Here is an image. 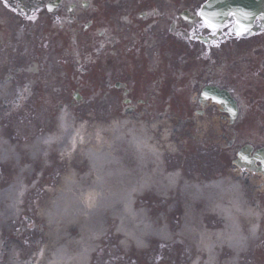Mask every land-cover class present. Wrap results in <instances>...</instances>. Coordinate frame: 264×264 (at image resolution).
Here are the masks:
<instances>
[{
  "label": "flooded vegetation",
  "instance_id": "flooded-vegetation-1",
  "mask_svg": "<svg viewBox=\"0 0 264 264\" xmlns=\"http://www.w3.org/2000/svg\"><path fill=\"white\" fill-rule=\"evenodd\" d=\"M209 1L0 0V84L13 85L12 98L0 101V120L22 112L42 125L55 118L62 94L81 91L122 96L127 112L169 116L183 128L203 108L193 91L213 85L238 108L231 122L207 104L204 110L219 113L214 125L234 128L233 143L264 142L254 129L264 127V0L242 1L257 11L240 35L235 11L206 26L201 9ZM200 36L214 37L205 43ZM238 45L259 54L235 55ZM178 47L197 50L192 66L176 60Z\"/></svg>",
  "mask_w": 264,
  "mask_h": 264
},
{
  "label": "bare ground",
  "instance_id": "bare-ground-1",
  "mask_svg": "<svg viewBox=\"0 0 264 264\" xmlns=\"http://www.w3.org/2000/svg\"><path fill=\"white\" fill-rule=\"evenodd\" d=\"M8 90L0 85V96ZM152 131L124 119L90 128L66 109L52 131L30 141L0 125V167L9 171L0 172V264H89L104 233L111 231L123 250L131 244L134 250L151 249L181 237L194 247L188 264H238L258 238L259 220L241 184L223 176L185 178L168 166V154ZM55 153L65 166L40 202L47 230L38 251L23 248L9 235L11 226L39 192ZM150 191L168 206L165 212L153 215L155 206L139 203ZM179 206L185 211L174 232L169 214Z\"/></svg>",
  "mask_w": 264,
  "mask_h": 264
},
{
  "label": "rangeland",
  "instance_id": "rangeland-1",
  "mask_svg": "<svg viewBox=\"0 0 264 264\" xmlns=\"http://www.w3.org/2000/svg\"><path fill=\"white\" fill-rule=\"evenodd\" d=\"M174 54L177 58H181V61L179 63L185 64L184 67L189 66L192 61L193 58H195V56L197 55V50L190 48V47H178L174 50ZM105 96H102L101 98H99L97 100L100 102L99 105H91L90 102L88 100L82 102L80 104L79 110H77L76 115H79L80 118L82 120L84 119H89L88 121V125L90 128H93L94 125L96 124H108V119H113V120H118L121 118H116L115 116L112 117H107L108 115V110L104 107L102 103V100H104ZM117 101V95H115V101ZM94 102V101H92ZM18 119V118H17ZM206 120H212L214 119L215 121L218 119L217 116H215V113L213 110H208L206 113ZM85 120V121H86ZM108 120V121H107ZM11 128L10 130L12 132H17V133H26V131L23 128L24 126H26L23 123L18 122L17 124H15V126L10 125ZM197 128H199L197 126ZM255 130L257 132H264V127L262 126H256L254 127ZM227 129V127L225 125L223 126H218V125H213V126H207L206 133L204 134V127H203V131L200 135H197L196 139L191 140V142L194 143H198L201 140L205 141V146H202L201 149L205 150V152H200L198 154H195V158H191V156L188 158V164H186V166L184 165V167L182 168V171L185 172V174L189 175V177L191 176H195L198 177V175H204V171H198L195 172L194 168L196 167H206V166H211V165H216L217 163L222 164L224 166V171L227 170L228 167H232L230 166V161L226 162L227 159H229L228 155H227V151H228V143L226 142V140H223V138L220 136L221 133L225 132ZM17 133L14 135H17ZM154 133H158V129L157 127H153V131H152V137H154L155 139L157 138L156 135L154 136ZM198 132H196L197 134ZM160 141V140H159ZM173 150V149H172ZM170 161H174V164L177 166H180L179 163V159L176 158L174 160H170ZM56 163V157L52 158V161L50 163ZM55 164L51 165L50 168H48V175L46 176V183H48L47 185L53 186L56 183V174L58 173V171H62V173H64V160L60 161L59 164H56L57 167H53ZM182 165V164H181ZM231 172H234L235 174H239L238 170H232ZM58 175V174H57ZM207 180H209V178H206ZM240 182V181H239ZM254 184H259L260 180L258 178L254 179ZM241 183V182H240ZM264 190L263 187L259 186L258 189L255 192V196L258 198V203L260 206L258 207V210H263L264 211V195L261 194L260 192H262ZM152 191L148 192L147 195H145L144 197H141L139 199V203H143L144 206H146L148 209H152L153 206H155V211L153 212V215H158L159 213H162L163 211L165 212L167 209V205L164 206V202L163 201H159L155 198L152 197ZM46 193L44 192L43 189H41V191L37 194L34 195V202H35V206L32 208V213L33 216L35 217V220L37 222H34L33 224H29L27 222V220L25 219L23 221L22 217L17 221V225L20 224H24L25 225V232H27L26 234L24 232H21V234H17L21 240L22 243H24L23 248L25 247H29L28 244H26L28 241V243H30L31 239H37L40 240V243H42V236L43 234L46 232L47 230V226L44 223V219H42V217L38 216V209L40 207V202L43 199H46ZM143 199V200H142ZM154 200V201H153ZM254 207H256L254 205ZM257 210V209H256ZM184 207L182 208V206H179L177 211H173L170 212L169 214V218L170 220L173 222L172 224L174 225V230H178L180 223L182 222V218L184 215ZM168 212V213H169ZM260 216L262 218V220L264 221V213L260 212ZM264 224V222H263ZM262 224V225H263ZM17 225L11 226L9 235H12L13 232L18 231V228L14 231L15 227ZM37 225V228H35L34 226ZM38 225H40L41 227V231L38 228ZM29 226H31L29 228ZM264 226V225H263ZM18 227V226H17ZM23 233V234H22ZM41 236V238H40ZM16 237V236H15ZM27 239V241H26ZM114 237H108L105 241H103L102 243H99V245L103 244L104 246H109L110 249H112V247H114V252H118L120 251V249L118 248V245L116 244V241L114 242ZM257 244H255L254 246H252V248L250 249L251 252H249V254L244 255V253L240 256V260L238 261V264H264V229H262L259 233V239L256 241ZM252 243H255L254 241ZM159 249V258H160V263H167V264H181V263H177L175 261L179 260V254L181 253V251L179 250V248H181L182 251H184L183 257H185V261H189L193 255H194V249L192 248V246L189 243H186L184 241V239L179 238V243H175V244H168V245H164L162 247L160 246H156ZM151 252V251H150ZM147 252H132L129 253L127 256L128 259H125L123 262H121L120 264H125L126 261H128L126 264H149L152 261L149 260V253ZM96 256H100L99 258L101 260L104 259V257L106 256L105 254L99 253L98 255L96 254L94 256V258H96ZM118 255H114V256H110L109 258H114L117 257ZM133 256V257H132ZM243 256V257H242ZM132 257V259H131ZM106 258V257H105ZM94 261V260H93ZM96 262V261H95ZM115 264V263H112ZM152 264V263H151Z\"/></svg>",
  "mask_w": 264,
  "mask_h": 264
},
{
  "label": "water",
  "instance_id": "water-1",
  "mask_svg": "<svg viewBox=\"0 0 264 264\" xmlns=\"http://www.w3.org/2000/svg\"><path fill=\"white\" fill-rule=\"evenodd\" d=\"M258 159L262 162V164L264 165V153H258ZM247 151L246 149H243L240 153H239V160L237 161L238 164H241L243 161H245L247 159Z\"/></svg>",
  "mask_w": 264,
  "mask_h": 264
},
{
  "label": "snow or ice",
  "instance_id": "snow-or-ice-1",
  "mask_svg": "<svg viewBox=\"0 0 264 264\" xmlns=\"http://www.w3.org/2000/svg\"><path fill=\"white\" fill-rule=\"evenodd\" d=\"M206 26H213V25H206ZM244 31H246V29ZM238 34H242V33H238Z\"/></svg>",
  "mask_w": 264,
  "mask_h": 264
}]
</instances>
